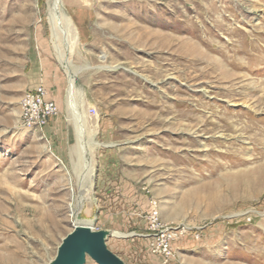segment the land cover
Listing matches in <instances>:
<instances>
[{
	"label": "rangeland",
	"instance_id": "obj_1",
	"mask_svg": "<svg viewBox=\"0 0 264 264\" xmlns=\"http://www.w3.org/2000/svg\"><path fill=\"white\" fill-rule=\"evenodd\" d=\"M60 3L56 36L49 0H0V264H51L77 224L120 264H264V0ZM37 86L58 112L28 130ZM151 201L178 232L168 261Z\"/></svg>",
	"mask_w": 264,
	"mask_h": 264
},
{
	"label": "built area",
	"instance_id": "obj_2",
	"mask_svg": "<svg viewBox=\"0 0 264 264\" xmlns=\"http://www.w3.org/2000/svg\"><path fill=\"white\" fill-rule=\"evenodd\" d=\"M19 109L20 125L28 130H42L58 112L56 103L46 98V91L42 86L25 91ZM90 110L95 114L94 109ZM151 205L147 228L149 249L152 254L168 261L172 255V241L178 232L160 220L155 201H151Z\"/></svg>",
	"mask_w": 264,
	"mask_h": 264
},
{
	"label": "water",
	"instance_id": "obj_3",
	"mask_svg": "<svg viewBox=\"0 0 264 264\" xmlns=\"http://www.w3.org/2000/svg\"><path fill=\"white\" fill-rule=\"evenodd\" d=\"M86 255L97 264H120L105 246L104 237L84 226H74L58 248L55 264H83Z\"/></svg>",
	"mask_w": 264,
	"mask_h": 264
},
{
	"label": "bare ground",
	"instance_id": "obj_4",
	"mask_svg": "<svg viewBox=\"0 0 264 264\" xmlns=\"http://www.w3.org/2000/svg\"><path fill=\"white\" fill-rule=\"evenodd\" d=\"M49 8H50V17H49V20H50V23H51V27H52V31H53V33H54V35H56L57 36V33L58 32H63V33H69V31L67 30V31H64V29L63 28H61V26H60V24H61V22H60V18H59V15L61 14V13H63V9H62V7H61V3H60V0H49ZM64 14V16H63V20L67 23V27H68V29H70L71 31H72V26H73V24H72V21H71V19L69 18V16H67V15H65L66 13H63ZM222 26V25H221ZM75 37V36H74ZM246 38H244V40H245ZM56 40V39H55ZM237 40H239V39H237ZM178 41H180V40H178ZM186 41V40H185ZM246 41V40H245ZM244 41V42H245ZM236 42V41H235ZM247 42V41H246ZM179 43V42H178ZM181 43V42H180ZM191 43V42H190ZM169 44H170V42H169ZM176 44V43H175ZM185 44V43H184ZM67 45V44H66ZM70 45V44H69ZM187 45H190V44H185V46H187ZM237 46V45H236ZM248 47V46H247ZM250 47H253V46H250ZM170 48V47H169ZM210 48V47H209ZM208 48V49H209ZM176 49V48H175ZM207 49V48H206ZM223 49V48H222ZM236 49H238V48H236ZM250 50H251V48H249ZM177 50V49H176ZM218 50V49H217ZM244 50V49H243ZM254 50V49H253ZM67 51H68V48H67ZM184 51V50H183ZM195 52V53H198L200 56H204L205 58H207V59H209L207 56H205L202 52H200L196 47H190V52ZM201 51H203V50H201ZM209 51V50H208ZM219 51V50H218ZM233 51V50H232ZM245 51V50H244ZM247 51V50H246ZM69 52V51H68ZM222 52V51H221ZM230 52V51H229ZM180 53V52H179ZM216 53V52H215ZM227 53V52H226ZM239 53V52H238ZM180 54H182V53H180ZM179 54V55H180ZM236 54H237V52H236ZM250 54V53H249ZM249 54L247 53L246 55H248L249 56ZM198 55V56H199ZM228 55V54H227ZM231 55V54H230ZM256 55V54H255ZM259 55H260V53H259ZM233 56V55H232ZM231 56V57H232ZM260 56H262V55H260ZM255 57V56H254ZM264 57V56H263ZM216 58V57H215ZM257 58V57H256ZM198 59V58H197ZM219 59V58H218ZM239 59V58H238ZM187 60V59H186ZM210 60V59H209ZM212 62H213V60H212ZM262 62V61H261ZM263 62H264V60H263ZM202 63V62H201ZM221 63V62H220ZM240 63V62H239ZM246 63H247V61H246ZM255 63H257V62H255ZM197 64V63H196ZM228 64V63H227ZM233 64V63H232ZM254 64V63H253ZM237 65H239V64H237ZM244 65V64H243ZM252 64H250V66H251ZM260 65V64H259ZM217 66V68L219 67V66H221L219 63L216 65ZM236 66V65H235ZM240 66V65H239ZM246 66H248V65H246ZM256 66V65H255ZM233 67V66H232ZM231 67V68H232ZM237 67V66H236ZM235 67V68H236ZM193 68V67H192ZM205 68V67H204ZM251 68H252V66H251ZM254 68V67H253ZM209 70V68H206L205 70ZM223 68H221V70H222ZM232 69H234V68H232ZM248 69V68H247ZM245 70V69H244ZM226 71H228V70H226ZM257 71V70H256ZM205 72V71H204ZM251 72V71H250ZM223 74V73H222ZM232 74V73H231ZM234 74V73H233ZM212 76V75H211ZM225 76H227V75H225ZM69 79H70V81H71V84H72V82L74 81V78H73V75H69ZM223 80H225V79H223ZM222 80V81H223ZM229 80V79H228ZM249 87V86H248ZM254 88V87H253ZM251 90H253V89H251ZM258 90V89H257ZM227 91V90H226ZM204 93V92H203ZM245 93V92H244ZM70 94H72V93H70ZM209 95V94H208ZM206 96V95H205ZM247 96V95H246ZM233 99V98H232ZM235 99V98H234ZM229 100V99H228ZM74 101V100H73ZM233 104V103H232ZM75 105V104H74ZM73 109V111H70V112H72V114H73V119H74V121H75V123H76V125L78 126V136L79 137H81L82 136V134L84 133V130H83V127H82V125H83V118L85 117L84 116V114H85V112H86V108H84V109H82V108H80V109H77V108H75V107H72ZM253 108V107H252ZM250 111V110H249ZM219 112V111H218ZM237 115V114H236ZM215 116V115H214ZM213 116V117H214ZM245 117V116H244ZM238 118V117H237ZM234 119V118H233ZM244 119H246V118H244ZM218 120V119H217ZM210 121V120H209ZM213 121V120H212ZM219 121H221L220 119H219ZM224 124H222V126L224 127V128H228V127H232L233 129H235L234 128V126H233V124H231L230 122H227V121H224L223 122ZM214 124H216V123H214ZM232 125V126H231ZM190 127V126H189ZM222 127V128H223ZM246 127H248L249 128V126H246ZM236 130H238V128L236 129ZM240 130H242V129H240ZM244 130V129H243ZM249 130V129H248ZM262 130V129H261ZM234 131V130H233ZM250 131V130H249ZM260 131V130H259ZM258 132V131H257ZM263 132V133H262ZM244 133H245V131H244ZM261 133L262 134H264V128H263V130L261 131ZM195 134V133H194ZM252 134H253V132H252ZM258 135V134H257ZM253 136V135H252ZM251 136V137H252ZM199 137V136H198ZM197 137V138H198ZM264 137V136H263ZM236 138V137H235ZM240 138V137H239ZM263 140H264V138H262ZM233 140H234V138H233ZM233 140H228L227 141V144H226V147H225V154H227V151L228 150H231L234 146V143L233 142H230V141H233ZM250 140V139H249ZM236 141H238V140H236ZM253 141V140H252ZM253 143V142H252ZM253 144H255V143H253ZM264 145V144H263ZM97 146H99V144H97ZM222 146V145H221ZM255 147V146H254ZM255 150V149H254ZM206 152V155H208V156H213V152L215 151V150H213V149H209V150H205ZM215 168V167H214ZM74 215H76L75 214V212L74 211H72V216H74ZM74 226H84V227H87L86 225H81V224H77V225H74ZM185 229V228H184ZM57 257V256H56ZM15 258V257H14ZM55 261H56V258H55V260L54 261H51V264H55Z\"/></svg>",
	"mask_w": 264,
	"mask_h": 264
},
{
	"label": "crops",
	"instance_id": "obj_5",
	"mask_svg": "<svg viewBox=\"0 0 264 264\" xmlns=\"http://www.w3.org/2000/svg\"><path fill=\"white\" fill-rule=\"evenodd\" d=\"M47 98V97H46ZM47 99H49V98H47ZM105 166H106V164H105V162L103 161V162H100V168H105ZM104 174V173H103ZM106 175V174H105ZM99 176H100V178H102L104 175H101V173L99 174ZM99 181V180H98Z\"/></svg>",
	"mask_w": 264,
	"mask_h": 264
}]
</instances>
